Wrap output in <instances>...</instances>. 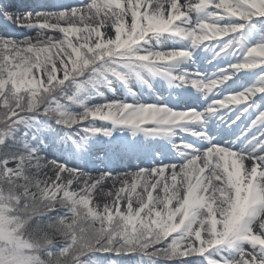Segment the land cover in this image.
<instances>
[{"label":"snow or ice","instance_id":"6c2138e0","mask_svg":"<svg viewBox=\"0 0 264 264\" xmlns=\"http://www.w3.org/2000/svg\"><path fill=\"white\" fill-rule=\"evenodd\" d=\"M0 264H264V0H0Z\"/></svg>","mask_w":264,"mask_h":264},{"label":"rangeland","instance_id":"374dc122","mask_svg":"<svg viewBox=\"0 0 264 264\" xmlns=\"http://www.w3.org/2000/svg\"><path fill=\"white\" fill-rule=\"evenodd\" d=\"M39 2L53 4V3H60V2L68 3V2H71V0H39Z\"/></svg>","mask_w":264,"mask_h":264}]
</instances>
